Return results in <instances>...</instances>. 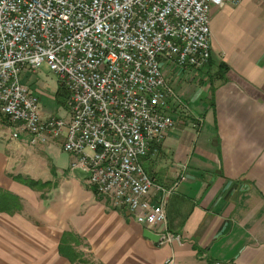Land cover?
<instances>
[{"label": "crops", "instance_id": "crops-1", "mask_svg": "<svg viewBox=\"0 0 264 264\" xmlns=\"http://www.w3.org/2000/svg\"><path fill=\"white\" fill-rule=\"evenodd\" d=\"M209 43L203 67L163 68L179 84L173 128L141 159L155 185L177 181L164 213L179 243L146 239L85 183H54L53 201L13 181L47 183L63 153L59 141L30 145L0 114V264H264V1L210 6Z\"/></svg>", "mask_w": 264, "mask_h": 264}, {"label": "built area", "instance_id": "built-area-1", "mask_svg": "<svg viewBox=\"0 0 264 264\" xmlns=\"http://www.w3.org/2000/svg\"><path fill=\"white\" fill-rule=\"evenodd\" d=\"M220 4L0 0V114L30 145L59 141L71 157L67 170L79 172L96 196L144 229L159 227L163 242L179 243L164 213L177 181L155 185L141 159L173 128L167 110L175 96L162 69L208 62L209 8ZM42 63L66 90L67 119L41 118L37 97L18 79ZM152 188L161 194L155 203Z\"/></svg>", "mask_w": 264, "mask_h": 264}, {"label": "rangeland", "instance_id": "rangeland-1", "mask_svg": "<svg viewBox=\"0 0 264 264\" xmlns=\"http://www.w3.org/2000/svg\"><path fill=\"white\" fill-rule=\"evenodd\" d=\"M18 79L37 97L39 116L41 118H45L47 116H56L63 119L68 118L67 115L68 112L67 109L65 108L66 90L58 82L56 76L48 69V67L44 63H42L39 69L37 70H25V71L22 70L18 74ZM175 85H179V84L173 83V86L171 84L169 86L172 88L174 95L177 96L174 91L175 88L177 93V88ZM183 85L184 84L182 83L181 87ZM177 98L179 97L177 96ZM60 152L63 154L60 155L61 163H59L60 164L59 174L47 175L48 179L46 180L48 181L42 188H40L39 190L32 189L33 191L39 192L40 193L39 195L43 197H50L51 200L53 201H56L57 199L56 196L58 197L59 196L58 192H60L59 190L54 189V185H53L54 183L57 182L83 183L84 181L83 176L79 172L74 171L71 173L66 169L71 157L69 154L63 152L62 150H60ZM72 174L74 175V177L72 176ZM29 177H25L17 174V175H12V180L16 182L20 180L27 182L33 180L31 176ZM33 181H36L37 184L43 183L38 179H34ZM8 207L12 210V205ZM6 211L8 212L9 210Z\"/></svg>", "mask_w": 264, "mask_h": 264}, {"label": "trees", "instance_id": "trees-1", "mask_svg": "<svg viewBox=\"0 0 264 264\" xmlns=\"http://www.w3.org/2000/svg\"><path fill=\"white\" fill-rule=\"evenodd\" d=\"M17 182L27 186L28 188L35 189V190H37V189L39 190L40 188H42L46 184L45 182H43L44 184L43 183L37 184V182L33 181V180H30L29 182L20 180V181H17ZM2 199L3 198L0 196L1 202H2ZM1 209H2V207H0V210ZM18 209H19L18 199L15 196L12 195V212L16 211Z\"/></svg>", "mask_w": 264, "mask_h": 264}, {"label": "water", "instance_id": "water-1", "mask_svg": "<svg viewBox=\"0 0 264 264\" xmlns=\"http://www.w3.org/2000/svg\"><path fill=\"white\" fill-rule=\"evenodd\" d=\"M211 144H215L214 141H212ZM142 236L145 237L146 239L150 240L153 243H158L160 240H162V235L160 234H154L152 232H150L148 229H143L142 230ZM213 264V263H210Z\"/></svg>", "mask_w": 264, "mask_h": 264}]
</instances>
